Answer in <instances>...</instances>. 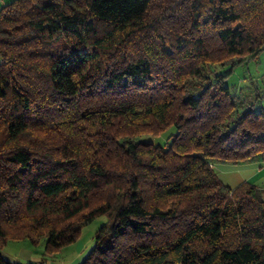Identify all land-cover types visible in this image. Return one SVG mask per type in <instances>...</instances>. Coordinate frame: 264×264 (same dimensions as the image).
I'll use <instances>...</instances> for the list:
<instances>
[{
  "label": "trees",
  "instance_id": "trees-1",
  "mask_svg": "<svg viewBox=\"0 0 264 264\" xmlns=\"http://www.w3.org/2000/svg\"><path fill=\"white\" fill-rule=\"evenodd\" d=\"M262 51L264 0H7L0 246L105 215L78 264H264V188L214 169L264 161Z\"/></svg>",
  "mask_w": 264,
  "mask_h": 264
},
{
  "label": "rangeland",
  "instance_id": "rangeland-1",
  "mask_svg": "<svg viewBox=\"0 0 264 264\" xmlns=\"http://www.w3.org/2000/svg\"><path fill=\"white\" fill-rule=\"evenodd\" d=\"M243 71L250 72L254 76L264 73V51L259 54L256 60H251L247 65L237 68L234 72L235 77L240 75ZM171 131L172 129L170 128L158 136H146L145 138L154 143L163 144L167 140ZM222 164L223 163H215L214 168L221 181L222 174L218 167L223 166ZM246 165L248 164L246 163ZM261 165L262 167L259 168ZM254 167L256 168V173L252 175L250 174L246 181L257 185L260 188H264V164L257 163ZM106 221L107 218L105 215H100L94 218L82 228L81 233L75 242L54 253H45V239L43 237L37 242H33L29 238L20 240L8 239L1 244L0 253L8 260L13 262L19 261L21 264H77L86 257L87 253L93 247V235L101 225L106 223Z\"/></svg>",
  "mask_w": 264,
  "mask_h": 264
},
{
  "label": "crops",
  "instance_id": "crops-1",
  "mask_svg": "<svg viewBox=\"0 0 264 264\" xmlns=\"http://www.w3.org/2000/svg\"><path fill=\"white\" fill-rule=\"evenodd\" d=\"M6 2V0H0V7ZM264 164V162H251V163H247L248 165H246V163L244 164H226L223 163V166H219V171L222 174V182L224 184L229 185L230 187H235L238 184L244 182L247 180V178L250 176V174H255L256 173V168L254 167V165L256 166V164ZM228 165V166H227ZM262 165L259 167L261 168ZM214 168H215V164H214ZM16 263H20L19 261H16ZM67 264V263H66ZM78 264V263H77Z\"/></svg>",
  "mask_w": 264,
  "mask_h": 264
}]
</instances>
